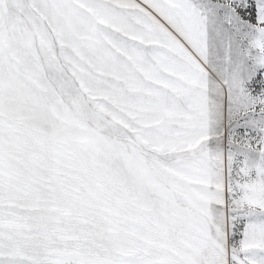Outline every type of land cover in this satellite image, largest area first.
I'll return each mask as SVG.
<instances>
[{
    "label": "snow or ice",
    "instance_id": "1",
    "mask_svg": "<svg viewBox=\"0 0 264 264\" xmlns=\"http://www.w3.org/2000/svg\"><path fill=\"white\" fill-rule=\"evenodd\" d=\"M0 264H264V0H0Z\"/></svg>",
    "mask_w": 264,
    "mask_h": 264
}]
</instances>
